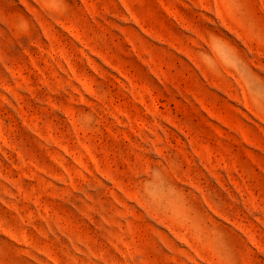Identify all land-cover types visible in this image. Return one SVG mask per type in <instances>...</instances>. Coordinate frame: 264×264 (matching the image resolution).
I'll list each match as a JSON object with an SVG mask.
<instances>
[{
	"label": "rangeland",
	"instance_id": "rangeland-1",
	"mask_svg": "<svg viewBox=\"0 0 264 264\" xmlns=\"http://www.w3.org/2000/svg\"><path fill=\"white\" fill-rule=\"evenodd\" d=\"M0 264H264V0H0Z\"/></svg>",
	"mask_w": 264,
	"mask_h": 264
}]
</instances>
